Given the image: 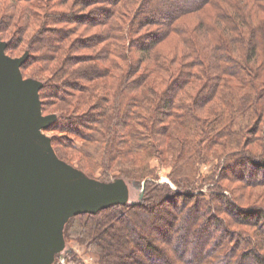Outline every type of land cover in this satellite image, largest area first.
I'll list each match as a JSON object with an SVG mask.
<instances>
[{
  "label": "trees",
  "instance_id": "obj_1",
  "mask_svg": "<svg viewBox=\"0 0 264 264\" xmlns=\"http://www.w3.org/2000/svg\"><path fill=\"white\" fill-rule=\"evenodd\" d=\"M18 1L29 6L35 2ZM94 1L104 2V8L91 11L83 22L93 23V15L99 13L104 18L98 22L109 29L98 38H85L95 46L105 45L97 57L85 61L89 66L74 69L83 60L74 63L65 54L52 78L27 76L25 65L21 71L25 79L44 83L43 113H47L45 100L52 96L49 87L63 93L56 95L76 110L80 104L70 92L81 98L87 95L86 122L63 115L55 125L60 123L61 132L86 142L80 148L74 142L71 146L91 158L95 170L101 168L102 173L96 179L83 165L79 169L104 183L120 178L138 188L145 183L144 194L139 202L71 217L63 232L65 241L87 246L98 256V264H143L142 256L152 264H264V231L257 233L262 238L258 244L250 231L235 227L254 225L263 230L264 206L241 207L214 177L196 179L192 176L196 170L186 172L182 162L189 156L188 161L200 164L208 160L213 147L220 146L227 151L216 174L224 169L240 173L239 166L246 164L258 172V178L264 175V0H139L131 19L121 12L114 21L116 9L105 5L116 8L122 0L85 2ZM67 17L64 12L50 14V21L67 25ZM183 20L189 21L182 24ZM144 28L150 31L142 35ZM77 31L70 25L38 33L57 37L43 46L36 41L41 48H51L53 57L46 61L53 63L61 51L65 53V42ZM0 35L6 41L3 26ZM170 40L172 49L165 52ZM10 51L9 45L6 53ZM135 53L140 54L136 61ZM82 81L85 85L80 87ZM191 89L195 94L188 103ZM213 103L216 109L203 121L198 109ZM70 121L74 129L66 127ZM79 123L88 134L77 129ZM168 141L177 143L169 176L174 187L160 183L146 160L160 157ZM251 141L259 143L262 154L245 149ZM52 146L66 161L53 139ZM118 165L121 169L116 173ZM250 182L252 187H264V177ZM150 231L154 238H166L165 249L147 236ZM54 264L83 263L69 251L66 263L58 256Z\"/></svg>",
  "mask_w": 264,
  "mask_h": 264
},
{
  "label": "water",
  "instance_id": "obj_2",
  "mask_svg": "<svg viewBox=\"0 0 264 264\" xmlns=\"http://www.w3.org/2000/svg\"><path fill=\"white\" fill-rule=\"evenodd\" d=\"M8 45L0 35V264H53L71 217L130 204L129 190L122 179L78 174L57 156L43 133L51 124L42 110L43 83L23 77L28 54L12 58Z\"/></svg>",
  "mask_w": 264,
  "mask_h": 264
},
{
  "label": "rangeland",
  "instance_id": "obj_3",
  "mask_svg": "<svg viewBox=\"0 0 264 264\" xmlns=\"http://www.w3.org/2000/svg\"><path fill=\"white\" fill-rule=\"evenodd\" d=\"M34 1H33L34 3L31 6H29V4L24 1L20 2L18 0H0V27L2 28L3 26V32L5 33V36H6L5 42H7L11 46V51L8 54L12 58H21L24 55L28 54V59L26 63L24 64L25 65L24 70L27 72V76H37V77H46V78L51 77L52 78L53 72L55 71V69H57L56 65H58L60 60L64 59L66 55H68V57L72 58L73 60H76L74 61V63L78 62L79 60H83L84 63L82 62L79 65L74 64V69H77L80 66L82 67L89 66L90 64L88 63L85 64L86 63L85 61H88L89 59L93 58V56L97 57L102 52V49L103 47H105V45L100 46L98 44L95 46L94 43L87 42L85 38L94 37V36L98 38L100 36H103L104 34H106V32L108 33L109 27L108 25L105 26L103 24H100L101 22H98V20L104 18L103 16H100L99 13L93 15L94 17L92 18L93 23L85 24V22H83L84 21L83 17L85 15H88L91 11H94V10L100 11V9L104 8V4H103L104 2L98 4L94 1L93 3L88 5L89 2L86 3L85 2L86 0H34ZM138 2L139 0H122L116 6V8L112 6L111 4L105 5V8L112 9V10L116 9L115 11H117L118 15L115 16V18H112L113 21L117 18L120 19L123 13L130 14L131 15L130 19H131L132 14H133L132 11H135L139 6ZM209 10L211 11L210 8ZM63 12L68 13V17L65 21L68 22L69 24L75 21L76 22L75 24H70V25L76 26V28H78V31L67 42H65L64 44L65 53L64 51H61L57 56L58 57L57 60L52 63L50 61H46L48 57H53L51 48L48 46L45 49L43 47L41 48L38 45V43H36V41L41 40V44H42L41 46H43L44 41L46 42L47 39L52 38L53 40H57L56 39L57 37L54 36L50 32L47 35L43 34V36L41 35L39 36V34L44 33L48 29L58 30L61 27H64V28L70 27L69 24L67 25L66 24H61V25L51 24L50 14L57 15V14H62ZM186 21H189V20H183L182 24H185ZM66 22H62V23H66ZM148 31H150L149 28H144L141 30L140 33L143 35ZM79 38H81L80 41H78ZM173 43H174L173 40H170L169 42H167L163 50L165 52H168L169 50H171ZM68 49L70 50L67 51ZM139 56L140 54L135 53L133 55V59L136 61ZM116 61H118V59H116ZM122 65L125 68L127 63L124 62ZM115 73L118 74L119 72L115 71ZM35 80H38V79H35ZM84 85H85V82L82 81L80 83V87ZM193 90L194 89L190 90L191 95L188 98V100H190L188 101V103H192L191 102L193 100L192 97L195 94V91ZM69 91L70 90H68V93ZM47 92L51 93L50 95L52 96H50L47 100H45V103H46L45 109L47 113H43V115L49 118L51 124L48 128L47 127L44 128L43 133L49 139L51 140L53 139L55 141L58 152L66 160L64 162L68 164L72 170L80 174L79 172H82V171L79 169V167L80 165H83L88 173H95L93 177L96 179H99L102 173V169L97 168L95 170L96 167H95L93 160L91 158H87L86 156L84 157L82 153L75 150L71 146L72 142H74L77 148H80L83 145H85L86 142L82 140L80 137L73 135L69 132H61L59 130L60 123L58 124V126H55L57 125L58 120L63 115L66 117L74 116L75 121L79 119L78 121L80 123L83 120L84 122H86V118L84 117L87 113V109H86L87 106L86 104H83V102L84 100L86 102L87 95H84L81 98L79 97L80 94L78 92L77 93H75L74 91L70 92V93L76 94L75 100H77L80 104L79 109L76 110L73 104L70 105V103L67 102L66 99L64 98L61 99L60 97L56 95V94L63 95V93H58L54 90V88L52 89L50 87L47 88ZM186 95L187 94H185L184 97L187 98ZM214 105L215 103L204 106L203 108H200V110L198 109L200 116L203 118V121H204V118L210 117L212 111L216 109L214 108ZM70 123L71 121L65 123L66 127H68L69 129L71 128L74 129V127L76 126L70 127L71 125ZM80 123H79V126H77L78 127L77 129H79V131H81L84 135L88 134L89 130ZM184 135L186 136L185 132H184ZM176 148H177V143L175 141L174 142L168 141L165 146V151L162 152V155H160V157H152V158L147 157L146 159L148 162H150L149 164L152 167V169H155L156 173L159 175L160 177L159 182L169 183L173 187L174 185L172 184L169 176L173 172V169H174V165H175L174 152ZM245 149L248 152L254 153V154H262L263 152L262 149L260 148L259 143H254V141L253 142L251 141V143L248 146L246 145ZM226 151L227 150L225 148H222L220 146H215L208 152V155H209L208 160L206 161L204 160V162L197 164V165L195 164L196 161L195 162L193 161V163L188 161L189 156H187L186 158L184 157L183 158L184 160H182L183 165H184V170L190 173H193V170L194 171L196 170V175H192V176H196V179L197 178L199 179L200 177H208V176L214 177L216 181H219V183L222 184L223 187L232 194L233 200L238 202L243 208H251V207L253 208V207L264 206V187L263 186L262 187L261 186H258V187L250 186V183H251L250 181H254V178L261 179L264 177V175H261L260 173L261 176H259L258 178L257 177L258 172L255 171L253 168L247 167L246 164L239 166L238 169H240V173L238 172L236 173V170L235 171L233 170L234 171L233 173L228 169H224L221 172V175L220 173L216 174L218 167L220 169L221 161L226 156L225 155ZM229 151H232V150H229ZM122 163L125 165L124 162ZM126 165L130 166V161H128ZM114 168L116 169L115 170L116 173H119V169H121L120 165L115 166ZM238 174H240V176H238ZM116 180L118 179L113 180L111 183L113 182L117 183ZM122 181L124 184L122 183L121 188L122 189L127 188L129 190V197H128L129 203L132 204L137 201L139 202L142 199V196L144 194L145 183H143V187L138 188V187H135L133 183L127 179H122ZM225 217L228 220H230L228 216L225 215ZM235 227L250 231L252 235L254 236V238L257 240L258 244L260 243V240L262 238L258 236L257 233L262 234V232L264 231V228L262 230L261 228H258L257 226L254 227V225L246 226L242 224L236 225ZM153 234L154 232L150 231L147 234V236H149V238L151 239H154L157 244L163 245L162 248L165 249V246L162 241H166L165 240L166 238L165 237L163 238L155 237L154 238ZM69 251H73L74 254L77 256V258L80 261H82L83 264H98V261H99L98 256L92 250L88 249L87 246L80 245L75 242H67V241H65L64 248L60 252L52 253L51 259H53V264L55 263L56 258L58 256H60L61 263H66V259L68 257ZM172 258L176 259V257L174 256ZM140 259L143 262V264H152V261H150L149 259H146L143 256Z\"/></svg>",
  "mask_w": 264,
  "mask_h": 264
},
{
  "label": "bare ground",
  "instance_id": "obj_4",
  "mask_svg": "<svg viewBox=\"0 0 264 264\" xmlns=\"http://www.w3.org/2000/svg\"><path fill=\"white\" fill-rule=\"evenodd\" d=\"M124 196H126V195H124ZM128 197H129V194L127 195V201H128ZM61 247V246H60ZM61 250H62V248H61Z\"/></svg>",
  "mask_w": 264,
  "mask_h": 264
}]
</instances>
